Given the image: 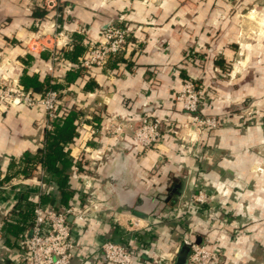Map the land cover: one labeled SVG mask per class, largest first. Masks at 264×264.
I'll list each match as a JSON object with an SVG mask.
<instances>
[{"label": "crops", "instance_id": "crops-1", "mask_svg": "<svg viewBox=\"0 0 264 264\" xmlns=\"http://www.w3.org/2000/svg\"><path fill=\"white\" fill-rule=\"evenodd\" d=\"M59 2L61 50H71L74 34L85 46L76 64L111 22L131 29L130 43L106 67L75 68L79 75L65 85L69 70L49 75V55L23 44L41 25L34 13L43 0H0V78L13 84L24 70L47 75L64 85L65 112L79 114L78 136L65 146L71 163L61 171V191L60 174L22 173L23 155L42 146L43 111L0 104V179H9L0 186V264H24L21 242L30 230L14 236L7 228L28 224L22 215H32L36 203L87 215L69 218L71 264H110L100 251L106 241L128 248L133 264H175L184 239L214 252L210 264H264V171L254 172L264 166L259 45L241 41L245 16L228 11L247 0ZM227 64L235 72L223 74ZM187 80L202 88L198 114L218 123L195 142L185 137L189 116L176 100ZM144 115L161 121L162 135L146 149L130 138ZM119 123L125 135H108L107 126ZM199 190L208 197L204 205L190 203Z\"/></svg>", "mask_w": 264, "mask_h": 264}, {"label": "built area", "instance_id": "built-area-1", "mask_svg": "<svg viewBox=\"0 0 264 264\" xmlns=\"http://www.w3.org/2000/svg\"><path fill=\"white\" fill-rule=\"evenodd\" d=\"M42 6L47 12L45 16L48 23L41 24L23 44L27 49L38 48L42 51L49 50L48 64L46 65L49 75L57 71L75 68L91 70L95 67H106L108 62L124 52L130 43L131 29L123 23L111 22L101 32L99 39L88 49L86 55L76 65L63 60L60 50L64 48L63 40L66 36L62 27L56 21L57 11L61 8L59 0H43ZM54 13V14H53ZM31 46H30V45ZM60 91L49 90L44 94L26 92L13 82L9 84L6 79L0 78V104L7 106L23 105L30 109L40 108L46 117V130L51 129L55 119V112L61 104ZM182 110L189 116V121L182 125L187 133L185 137L190 142L199 139L202 130L215 127V120L198 114L202 101V88L192 81H184L181 90L176 96ZM138 128L132 130L131 140L136 146L143 149L157 144L162 137L160 131L161 121L144 115L140 119ZM126 125L110 124L106 132L111 137L122 138ZM194 134V135H192ZM208 197L203 191L193 193L190 203L204 205ZM69 218L75 221H85L87 215L83 212L67 208L58 211L53 207L36 203L33 207V220L28 238L21 242L24 250V264H71L75 244L71 238V225ZM182 244L189 245V256L186 264H210L215 254L205 246H200L191 240L184 239ZM104 259L110 264H133V259L128 248L112 243L104 242L100 246Z\"/></svg>", "mask_w": 264, "mask_h": 264}, {"label": "trees", "instance_id": "trees-1", "mask_svg": "<svg viewBox=\"0 0 264 264\" xmlns=\"http://www.w3.org/2000/svg\"><path fill=\"white\" fill-rule=\"evenodd\" d=\"M35 15L38 17V23L42 24L46 21L45 16L47 13L43 6L40 5L37 7V11L34 13V16ZM81 37L82 36L77 34L72 35L71 39L74 43V46L71 48V50L59 51L62 59L68 61L72 65H76L77 57L83 54L85 50V46H83L80 42ZM44 52L48 57L49 52ZM45 54L41 56L42 60L47 58ZM31 59H33L32 55L28 54L24 60V63L27 64ZM78 75L79 72H75L74 68L69 69V71H67L65 74V85L71 83ZM19 85L24 91L33 94H44L49 90L61 91L64 87L62 83L56 81L51 83L50 78L47 75L41 77V74H31L25 70L22 71V74L19 78ZM62 109V105H59L55 112L56 116L51 124V129L45 131L42 146L38 150L37 154L35 156H30L28 153H25L21 160L22 173L24 174H31L38 168L51 175L60 174L61 182L59 183V187L61 191H63L61 187L65 182V176L61 174V171L71 163L69 152L68 150H65V146L72 143L73 140L78 136L74 122L79 116V114L72 108L68 112H65V110ZM8 180L9 179L7 177L2 180L0 179V186L5 182H8ZM64 196L66 199L67 193H63V197ZM67 206L63 207L67 208ZM26 220L28 221V224L26 225L9 224L7 232L15 236L23 232L25 229L31 230L33 210L32 215L29 213L22 215V222L24 223Z\"/></svg>", "mask_w": 264, "mask_h": 264}, {"label": "rangeland", "instance_id": "rangeland-1", "mask_svg": "<svg viewBox=\"0 0 264 264\" xmlns=\"http://www.w3.org/2000/svg\"><path fill=\"white\" fill-rule=\"evenodd\" d=\"M228 11L230 16H245L241 34L239 35L242 38L241 41L255 40L259 45V128H264V0H247L246 6H233ZM231 71L235 72L231 65H228L223 74H229ZM249 107L245 111L251 114L253 110L252 107ZM206 118L215 120V127L209 129H216L218 126L217 120L213 117ZM262 155H264V152L259 149V156L262 157ZM263 171L264 166L261 165L254 169V172L259 174L263 173Z\"/></svg>", "mask_w": 264, "mask_h": 264}, {"label": "water", "instance_id": "water-1", "mask_svg": "<svg viewBox=\"0 0 264 264\" xmlns=\"http://www.w3.org/2000/svg\"><path fill=\"white\" fill-rule=\"evenodd\" d=\"M189 245L182 244L176 254L175 264H186L189 256Z\"/></svg>", "mask_w": 264, "mask_h": 264}]
</instances>
